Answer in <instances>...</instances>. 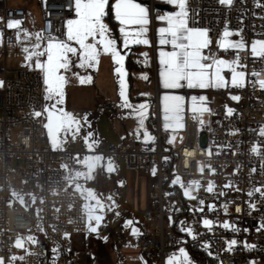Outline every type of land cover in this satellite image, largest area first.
<instances>
[{"label":"built area","instance_id":"built-area-1","mask_svg":"<svg viewBox=\"0 0 264 264\" xmlns=\"http://www.w3.org/2000/svg\"><path fill=\"white\" fill-rule=\"evenodd\" d=\"M34 2L41 40H64L66 20L75 18L74 0ZM1 3L0 31L4 43L12 44L24 27L26 10ZM185 26L206 33L203 64L224 57L229 62L225 76H244L241 84L220 92L223 103L214 112L219 121L207 123L198 112L188 111L180 144L166 146L153 100L154 140L146 150L100 144L91 153L115 162L123 158L130 169L155 173L143 221L156 227L137 236L145 264H165L166 257L188 245L216 264H264V53L249 49L264 41V0H186ZM226 31L246 47L222 48ZM0 77V264H82L71 256L72 236L83 232L87 217L69 170L86 153L85 143L80 152L47 147L41 117L43 70L3 68ZM96 111L109 113L117 107L103 100ZM11 170L20 187L7 181ZM188 185L194 186L199 204L181 209L173 193ZM167 219L173 221L172 230L165 227ZM192 229H197L193 239L179 240ZM23 237L28 238L24 246L18 242Z\"/></svg>","mask_w":264,"mask_h":264},{"label":"crops","instance_id":"crops-1","mask_svg":"<svg viewBox=\"0 0 264 264\" xmlns=\"http://www.w3.org/2000/svg\"><path fill=\"white\" fill-rule=\"evenodd\" d=\"M112 1L109 0L104 20L109 26L111 37L117 41L118 50L125 55L126 84L122 86L118 82L121 78L115 73L117 65L110 53H105L97 44L96 60L86 62L80 45L68 40L65 28L64 40L57 43L67 44L69 59L64 66L52 64L54 79L51 81L50 76L46 78L47 84L50 82V88L48 87L46 98L43 99L42 96V134L47 147L55 151L70 147L75 152H80L81 144L85 143L86 153L78 155L75 166L69 170L71 186L82 195L85 212L91 207L94 215L108 220L116 214L124 213L125 220L130 219L131 223H136L138 233L134 238V246H122L118 256L122 258L121 264H145L137 236L143 230L152 233L156 227L155 223L143 221V212L149 206L148 185L155 173L130 169L123 158L115 162L109 156L95 155L91 151L100 144L106 147L119 143H124L131 151L146 150L154 140L150 121L153 111L150 103L153 100L157 106L161 143L170 146L169 143L172 142L178 146L183 136L186 112L196 111L203 121L217 123L219 119L214 112L223 103L220 92L231 85L241 84L244 76L236 73L225 76L224 70L229 62L224 57L217 58L210 64H203L200 60L195 66L186 67L183 77H169L167 74L162 76L158 62L161 46L158 45L157 29L165 24L157 17L165 11L177 12L185 22L186 0H177L176 5L168 4L166 0H141L140 3L149 9L146 37L150 43L131 45L127 48L123 46L120 25L115 21L111 10ZM39 23L40 19L37 31ZM186 31L207 42L205 31L187 28ZM225 34H228V31ZM223 40L225 39L221 40L220 46L228 47ZM203 49L199 50L201 55ZM42 70L45 82V71ZM65 70L71 71L69 78L62 76ZM103 100L113 102L117 111L97 112L96 106ZM187 188L194 186H184L173 193L181 209L189 204L183 193ZM89 215H86L87 225L89 221H94ZM172 223L170 219L165 220V227L172 230ZM196 233L197 229L189 230L187 234L179 235V240L193 239ZM152 237L155 239V236ZM90 240L91 236L87 232L73 234L72 258L82 264H114V260H110L108 256L101 261L93 260L87 248ZM115 245L111 247L114 249ZM181 249L186 250L193 261L206 264L204 254L195 246L188 245L177 250ZM175 251L165 258V264H174L173 256L181 253ZM205 256L216 264L210 256ZM251 264L259 262L252 261Z\"/></svg>","mask_w":264,"mask_h":264},{"label":"snow or ice","instance_id":"snow-or-ice-1","mask_svg":"<svg viewBox=\"0 0 264 264\" xmlns=\"http://www.w3.org/2000/svg\"><path fill=\"white\" fill-rule=\"evenodd\" d=\"M166 3L176 5L177 0H166ZM108 4L109 0H75V18L66 21V35L68 40L80 45L88 63L96 60L97 44L105 53H110L117 65L115 73L121 78L118 82L123 86L126 84L125 55L118 50L117 41L111 37L109 26L104 20ZM111 10L115 21L120 25L119 32L125 48L137 44L149 45L150 41L146 37L149 9L144 4L139 0H114ZM157 19L165 24L157 29L158 45L161 46L158 51L161 75L183 77L186 67L195 66L205 58L199 50L207 47V42L188 34L184 20L177 12L165 11ZM164 46H170L171 50H165ZM63 48L64 44L60 43L55 48L48 49L50 64L46 75H52L51 65L63 58ZM40 67L38 63L37 68Z\"/></svg>","mask_w":264,"mask_h":264},{"label":"rangeland","instance_id":"rangeland-1","mask_svg":"<svg viewBox=\"0 0 264 264\" xmlns=\"http://www.w3.org/2000/svg\"><path fill=\"white\" fill-rule=\"evenodd\" d=\"M231 0H221L223 4H228ZM114 0L112 1V3ZM0 0V6H1ZM6 4L9 7H22L26 10V18L23 29L18 30L16 32V41L12 44L5 45L3 43L2 33L0 31V70L3 68L8 70H16L20 68H28L31 70H42L45 71V82L42 90L43 99L46 98L47 93L50 88V82L47 84L46 81L47 76L46 70L49 68V56L48 49L55 48L60 44V42L56 43H44L40 35L37 31V23L40 19V14L35 4L34 0H6ZM68 20V19H67ZM66 20V21H67ZM66 28V27H65ZM225 40L223 43L231 48H244L246 44L240 40H236L234 38V34L231 35L225 34L223 36ZM64 44L63 53L64 56L61 60H59V65L64 66L65 63H68L67 58V44ZM250 51H258L264 53V41H258L257 43L250 45ZM40 64L41 67L37 68V64ZM67 68V67H66ZM52 71V70H51ZM70 70H65V73L62 74L65 78H69L71 76ZM53 71L52 75H50L51 81H53ZM2 84V79L0 77V88ZM49 87V88H48ZM0 117H1V109H0ZM12 142H17L16 131L13 132ZM170 146H175L174 143H169ZM16 163H13V167ZM7 181L9 183H15L18 187H20V180L17 178L14 170H11L7 174ZM184 196L187 198L188 203L190 205H198V200L195 199V189L187 188L184 190ZM84 203V200H83ZM86 215L91 216L94 221H92L85 227L83 230L87 232L89 236H91V240L88 243L87 248L88 252L91 254V258L93 260H103L107 259V256L110 260H114V264H121L122 258L118 256L120 252V248L122 246H134V238L138 233V229L136 223H131L132 220L126 219V214L120 213L116 214L111 220L107 218L103 219L99 215H94L91 207L87 208ZM88 216V217H89ZM90 218V217H89ZM28 241L27 237L21 238L18 242H21L24 246V242ZM115 245L113 249L111 246ZM86 249V247H85ZM174 255V264H198L197 261H193L186 250L181 249V251L176 250Z\"/></svg>","mask_w":264,"mask_h":264},{"label":"trees","instance_id":"trees-1","mask_svg":"<svg viewBox=\"0 0 264 264\" xmlns=\"http://www.w3.org/2000/svg\"><path fill=\"white\" fill-rule=\"evenodd\" d=\"M174 193H176V191ZM203 256L206 260V264H214L211 259H207V257L205 255H203Z\"/></svg>","mask_w":264,"mask_h":264},{"label":"water","instance_id":"water-1","mask_svg":"<svg viewBox=\"0 0 264 264\" xmlns=\"http://www.w3.org/2000/svg\"><path fill=\"white\" fill-rule=\"evenodd\" d=\"M139 2H141V0H139ZM143 3H146L145 1H143ZM156 7H162V6H156Z\"/></svg>","mask_w":264,"mask_h":264},{"label":"bare ground","instance_id":"bare-ground-1","mask_svg":"<svg viewBox=\"0 0 264 264\" xmlns=\"http://www.w3.org/2000/svg\"><path fill=\"white\" fill-rule=\"evenodd\" d=\"M179 193V192H178Z\"/></svg>","mask_w":264,"mask_h":264}]
</instances>
